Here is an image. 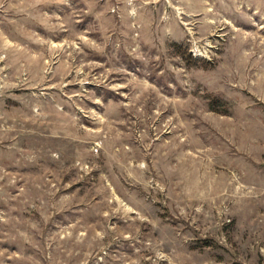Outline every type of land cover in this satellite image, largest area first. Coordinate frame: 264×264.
Listing matches in <instances>:
<instances>
[{
    "label": "rangeland",
    "instance_id": "obj_1",
    "mask_svg": "<svg viewBox=\"0 0 264 264\" xmlns=\"http://www.w3.org/2000/svg\"><path fill=\"white\" fill-rule=\"evenodd\" d=\"M0 264H264V0H0Z\"/></svg>",
    "mask_w": 264,
    "mask_h": 264
}]
</instances>
